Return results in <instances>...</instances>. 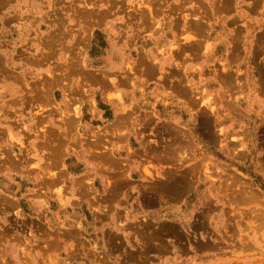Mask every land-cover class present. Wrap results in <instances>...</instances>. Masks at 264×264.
Returning <instances> with one entry per match:
<instances>
[{
    "label": "rangeland",
    "instance_id": "rangeland-1",
    "mask_svg": "<svg viewBox=\"0 0 264 264\" xmlns=\"http://www.w3.org/2000/svg\"><path fill=\"white\" fill-rule=\"evenodd\" d=\"M170 55L178 93L237 94V129L116 140ZM0 191V264H264V0H0Z\"/></svg>",
    "mask_w": 264,
    "mask_h": 264
},
{
    "label": "crops",
    "instance_id": "crops-1",
    "mask_svg": "<svg viewBox=\"0 0 264 264\" xmlns=\"http://www.w3.org/2000/svg\"><path fill=\"white\" fill-rule=\"evenodd\" d=\"M160 62V72L162 75L159 74L157 76L158 84L155 87L150 82H146L147 80L141 78L136 83L144 89L143 92L140 94H120V98L115 99L114 102L117 103V108H120L116 112V121L118 123H115L118 125V131H115L113 134L117 137L116 140L120 139V135H122L120 132L124 129L135 130L137 124L138 126L150 124V120H152L151 129L156 127L155 130L157 131H161L162 127H166V124L165 126L162 124V119L172 122L168 124L176 122L180 125L186 124V127L187 124H198L200 131H215L216 129L219 131L221 129L234 131L237 129L241 118L239 108L234 104L237 94H219V92L215 94H201V96L193 94L195 84L193 77L189 81H185V90L183 94H180L181 92L178 93L177 91L176 82L172 80L170 75L174 68H176L171 55L162 57ZM108 98L110 99V96ZM198 99H202L198 110L191 112L193 110L189 106L196 103ZM206 100L214 102L209 104ZM107 101L114 103L111 100ZM213 103H216V107H214ZM134 104L136 106H132ZM190 112L192 113L191 116L189 115ZM91 139L90 137L89 142ZM127 178L125 177L126 180ZM179 185L178 183L170 182L165 190L152 189L150 191L140 190L134 192V188H131L128 189L127 193L133 196L142 194V197H145L144 202H147L151 196L152 205L156 204L160 206L162 200H170V197L172 199L185 192L186 188L182 190ZM144 202L138 203L136 206L135 204H128L125 207L131 208L135 206L134 208L143 210L141 206L145 205Z\"/></svg>",
    "mask_w": 264,
    "mask_h": 264
},
{
    "label": "bare ground",
    "instance_id": "bare-ground-1",
    "mask_svg": "<svg viewBox=\"0 0 264 264\" xmlns=\"http://www.w3.org/2000/svg\"><path fill=\"white\" fill-rule=\"evenodd\" d=\"M95 1H96V0H94V2H95ZM98 2H99V1H98ZM89 3H90V2H89ZM227 4H228V3H227ZM229 4H230V3H229ZM229 4H228V5H229ZM86 8H87V7H86ZM152 9H153V8H152ZM85 10H86V9H85ZM95 10H97V9H95ZM95 10H94V11H95ZM91 12L93 13V11H91ZM80 13H81V12H80ZM83 13H84V11H83ZM92 13H91V14H92ZM151 13H153V11H152ZM85 14H87V13H84V15H85ZM89 14H90V12H89ZM91 14H90V15H91ZM96 15H97V14H96ZM96 15H95V16H96ZM100 15H101V13H100ZM95 16H93V17H95ZM94 19H95V18H94ZM175 19H176V18H175ZM177 23H178V22H177ZM201 23H202V22H201ZM203 23H204V22H203ZM196 24H197V23H196ZM197 25H198V24H197ZM203 25H205V24H203ZM163 26H164V25H163ZM177 26H178V25H177ZM201 26H202V24H201ZM193 27H194V26H193ZM202 27H204V26H202ZM195 28H196V27H195ZM198 29H199V28H198ZM205 29H206V26H205ZM205 29H204L203 32H205ZM201 31H202V30H201ZM191 35H192V34H191ZM189 37H190V36H188V38H189ZM192 37H193V36H192ZM190 39H191V38H190ZM190 39H188V40H190ZM192 39H193V38H192ZM192 39H191V40H192ZM191 40L189 41L190 44H192V42H193V40H192V41H191ZM196 41H198V39H196ZM199 42H200V44H201V41H200V40H199ZM185 43H186V42H185ZM193 44H195V43H193ZM197 44H198V42H197ZM197 46H198V45H197ZM199 46H200V45H199ZM197 48H198V47H197ZM193 50H194V49H193ZM180 52H181V51H180ZM230 76H231V74H230ZM222 77H223V75H222ZM107 87H108V86H107ZM182 87H183V86H182ZM186 89H187V87H186ZM186 91H187V90H186ZM186 141L188 142V140H186ZM186 141H185V142H186ZM185 142H184V143H185ZM187 142H186V144H187ZM192 142L194 143V141H192ZM188 143H191V142H188ZM187 145H188V144H187ZM187 145H185V147H187ZM181 146H182V145H181ZM105 147H106V146H105ZM106 151H107V150H106ZM179 151H180V149H179ZM180 152L182 153V149H181ZM181 153H180V154H181ZM183 153H184V152H183ZM173 155H176V154H173ZM184 155H185V154H184ZM182 156H183V155H182ZM182 159H183V158H182ZM182 159H181V160H182ZM184 159H185V158H184ZM182 178H184V177H182ZM182 178L179 179V181H182V182H179V183H180L179 187L182 188V190H183V189H185V188L187 187V184H186L185 180H183ZM47 180H48V179H47ZM168 180H169V179H168ZM179 187H178V188H179ZM77 189H78V188H77ZM59 191H60V190H59ZM0 192H1V191H0ZM178 193H179V192H178ZM178 193H176V194H178ZM253 193H254V192H253ZM241 194H242V193H241ZM0 195H1V193H0ZM182 195H183V193H182ZM110 196H111V195H110ZM110 196H109V197H110ZM179 196H180V194H179ZM237 196H239V195H237ZM109 197H108V198H109ZM177 197H178V196H177ZM241 197H243V196H241ZM249 197H251L250 194H249ZM244 198H245V197H244ZM9 199H10V198H9ZM20 199H21V198H20ZM10 200H11V199H10ZM207 203H208V201H207ZM4 205H5V204H4ZM5 206H6V205H5ZM60 208H61V207H60Z\"/></svg>",
    "mask_w": 264,
    "mask_h": 264
}]
</instances>
